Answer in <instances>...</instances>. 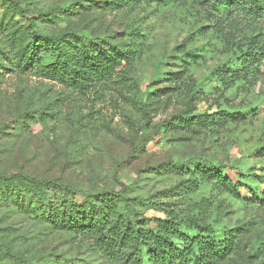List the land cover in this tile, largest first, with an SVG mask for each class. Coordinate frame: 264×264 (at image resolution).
Here are the masks:
<instances>
[{
    "label": "rangeland",
    "instance_id": "1",
    "mask_svg": "<svg viewBox=\"0 0 264 264\" xmlns=\"http://www.w3.org/2000/svg\"><path fill=\"white\" fill-rule=\"evenodd\" d=\"M16 1L22 12L0 0V172L57 179L83 194L122 192L130 203L122 219L190 218L215 237L233 235L218 264H264V64L254 71L234 58L250 30L197 0ZM27 19L62 36L70 57L81 36L110 41L128 60L107 84L72 89L24 65ZM183 111L221 115L175 126ZM194 159L223 165L238 192ZM100 245L0 201L8 251L0 264H129L124 251Z\"/></svg>",
    "mask_w": 264,
    "mask_h": 264
},
{
    "label": "trees",
    "instance_id": "2",
    "mask_svg": "<svg viewBox=\"0 0 264 264\" xmlns=\"http://www.w3.org/2000/svg\"><path fill=\"white\" fill-rule=\"evenodd\" d=\"M7 1L12 2L13 10L22 12L19 2ZM135 1L138 0L111 2L127 5ZM145 1L165 4L170 0ZM197 1L210 9H222L227 21L235 27L244 26L250 30L252 35L246 50L234 58L245 68L260 70L264 64V0ZM27 20L29 24L23 33L26 48L22 55L24 65L30 64L37 74L59 80L72 89L85 90L97 84H107L122 63L128 60V55L110 41L101 38L88 40L81 36H77L80 47L76 49L75 57H70L62 36L43 34L31 19ZM253 39H258L257 43ZM220 115H186L183 111L175 116V126H206L215 123ZM226 116L229 117L228 114ZM172 120H166L162 126L170 125ZM191 162L196 165V170L222 181L232 192H238L235 184L223 177V165L196 159ZM77 195L81 197L77 198ZM0 201L19 206L53 227L89 234L110 254L124 251L129 264H218L220 259L231 253L233 244V235L215 237L190 218L177 220L173 215L151 217L139 226L120 217V208L130 205L122 192L111 190L83 194L71 190L57 179L38 178L23 172H0ZM0 254L8 255V251L0 248Z\"/></svg>",
    "mask_w": 264,
    "mask_h": 264
}]
</instances>
